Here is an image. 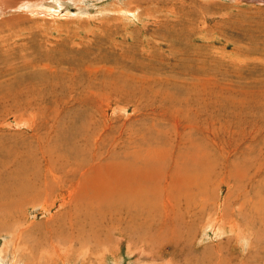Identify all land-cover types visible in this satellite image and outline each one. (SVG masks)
Wrapping results in <instances>:
<instances>
[{"label":"rangeland","instance_id":"obj_1","mask_svg":"<svg viewBox=\"0 0 264 264\" xmlns=\"http://www.w3.org/2000/svg\"><path fill=\"white\" fill-rule=\"evenodd\" d=\"M204 2L67 0L69 14L82 19L0 16V180L18 160L38 158L39 138L53 145L61 135L71 143L68 127L81 116L79 126L92 122L113 137L105 157L117 159L132 141L171 150L163 177L182 171L186 180L173 191L177 210L194 216L179 244L159 245L162 239L145 252L138 242L105 240L107 218L96 211L92 225L100 224L104 241L95 247L80 235L76 251L64 255L66 222L50 229L43 221L64 212L65 201L51 213L23 207L10 220L13 230L0 232V264H187L197 255L204 264H264V1ZM7 91L19 94L4 98ZM242 203L237 221L247 236L235 238V227L219 233ZM31 224L23 241L13 242L14 232ZM53 244L65 260L48 256Z\"/></svg>","mask_w":264,"mask_h":264},{"label":"bare ground","instance_id":"obj_2","mask_svg":"<svg viewBox=\"0 0 264 264\" xmlns=\"http://www.w3.org/2000/svg\"><path fill=\"white\" fill-rule=\"evenodd\" d=\"M202 1L204 2V0ZM65 2H67V0H0V16L5 17L7 13L10 12V15L11 13H17L21 16L40 17L42 20L50 21L51 23H59L61 21L60 18L73 17L82 19L76 14H69L67 9L68 6L63 4ZM197 7L198 6H196V8ZM14 10L19 11L14 12ZM6 18L8 20V17ZM52 57L51 55L46 56L45 59L48 61L49 59L51 60ZM59 58L62 59L61 57ZM46 67L50 66L46 65ZM87 70L88 72L94 73V71H91V67H87ZM17 94L19 93L11 94L7 91L3 97L11 98ZM4 101L7 103L10 102L7 99ZM81 119L82 117L79 116L78 119L74 121V124L68 127L72 128L71 143H68L65 137H61V135L56 137L55 141H53V145H47V140L44 142L42 138H39L38 141L41 143H39L36 150V155L43 163H41L36 156L29 155L24 159L18 160L13 169L7 172L0 180V232L3 230L6 231L8 228L9 230H13L10 220L14 213L22 211L23 207L37 208L40 211H48L51 213L57 203L63 200L65 201L62 208L64 212L51 215V217L49 219L46 218L48 220H44L43 223L50 228L51 222L57 223L55 225H58L60 220L66 222L68 228L67 237L70 243L65 239L67 253H63L64 255L70 254V251H76L73 242L78 241L80 235H82L84 240L90 237L89 243L94 242L95 247H98L101 242L104 241L102 233L100 232V224L92 225V218H95L94 215L96 211L105 212L107 218H105L106 223H104L106 227V233L104 235L105 240L107 238H113L116 241L120 238L128 239L129 243L138 242L139 245L141 244L140 247H142L143 251H147L148 248L150 251H154L158 245L157 242L162 239H167V241H160L159 245L168 242L171 246L175 243L179 244L182 239L184 240L186 230H189L193 226V219H188V217L192 218L193 215L190 214V209L183 208V210H177V205L182 204L176 195L173 194V191L175 189L177 193V186L182 188L184 180H186L184 178L185 176L183 177L181 173L182 171L178 176L169 174L163 177V174H165L163 169L165 166H169L172 161L171 150H166L159 146H152L153 144L148 145L149 147H144V145H146L143 143L144 140L143 142L132 141L130 142L131 145L129 144L130 146L124 144L121 146L122 150L120 151L121 153L118 152L117 159L110 157V154L105 157L106 138L113 137L110 135L107 136L104 128L96 129L94 127L95 123L92 122H90L91 124L83 123L85 126L83 127L80 125V127L79 124ZM122 135L121 133L119 136L115 137V140H118V138L121 140ZM141 144L144 145L142 146ZM176 172L177 171L174 170V173ZM206 179L208 178L206 177ZM219 182L221 181L219 180ZM218 187H220V185ZM257 195L259 194L257 193ZM259 200L260 203L263 202V199L259 198ZM205 201L206 200H204V202ZM242 205L243 203L237 214H235L236 210L233 209L232 214L234 216L226 220V222H230L228 225L223 221L224 225L222 228L218 223L219 229H217V227L216 229L219 233H224L225 228L227 229L229 227L232 233L235 231L233 229V227H235V229L238 230L234 236L235 238H240L242 235L245 237L247 236L244 228H242V224L237 221L239 219L238 216H243L245 211ZM261 208L263 209V207ZM218 211L219 210H217V213L219 214L221 211ZM259 213V221L261 224H264V209L259 211ZM227 215L228 214L225 213L223 219L224 216ZM83 217L88 218V220H84ZM212 222L218 225L216 221ZM32 225L34 224L22 228L20 232H14L13 242H16L17 238L18 240H22L23 236L32 228ZM38 226L40 225L38 224ZM62 228L64 227H56L55 230H60ZM86 229H88L87 233ZM183 229L185 230L180 232ZM95 232H97V234ZM220 236L221 234L218 235V237ZM84 240L81 241L83 242ZM83 244L81 248H84ZM92 250L93 246L91 245L87 251L92 252ZM164 250L165 246L160 249V251L163 252ZM218 251L224 252L222 248H219V250L217 248V252ZM52 252L53 253L48 255L50 258L56 255L58 259L60 258L62 261L65 260L64 255H62V246L53 244ZM220 252L218 253L220 254ZM224 253H221V255ZM227 256H230V254ZM193 258L194 257L191 258L188 256L185 258V261L187 264H204L199 255ZM255 263L250 262V264ZM214 264L217 263L215 262ZM218 264L222 263L219 262Z\"/></svg>","mask_w":264,"mask_h":264}]
</instances>
